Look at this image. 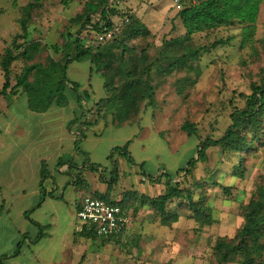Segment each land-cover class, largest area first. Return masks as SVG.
Wrapping results in <instances>:
<instances>
[{
  "label": "rangeland",
  "instance_id": "1",
  "mask_svg": "<svg viewBox=\"0 0 264 264\" xmlns=\"http://www.w3.org/2000/svg\"><path fill=\"white\" fill-rule=\"evenodd\" d=\"M31 1L35 2V7L28 11L25 6ZM85 1L69 0L64 4V0H0V56L8 46L12 45L13 37L22 34L19 20L27 18L29 39L39 40L47 47L28 63L35 61L42 63L47 56L59 59L61 54L54 51L53 46H61L70 18L79 13ZM126 6L132 7L135 14L153 32L147 39H133L130 41V47L133 46L139 51L148 44V55L151 58L156 56L163 38L176 37L184 32L173 0H128ZM257 28L256 39L259 42L256 44L255 53L249 48H239L237 26L219 27L208 33L195 34L194 42L200 45H209L218 38L232 35L235 37L229 43L211 48L201 55L198 64L200 75L195 84L186 88L183 95L176 93L174 81L184 76V72L172 76H161L154 72V106L143 103L140 112L142 115L134 117L133 121L126 125L113 126L111 115L103 112L104 107L99 115L97 114L98 107L95 104L107 94L99 73L92 72L91 87L88 85L85 88L90 97L89 101L85 102L89 110L86 109L84 112L89 115V111L92 110L93 114L88 116V121L96 122L93 129L99 126L96 130L92 129V133H88L86 141L82 143L81 148L85 153L79 152L74 155L73 144L68 141L65 134L63 144L46 147L49 149L45 154L46 164L51 175L58 182L66 181V175L62 177L56 174L55 160L58 156L64 158L75 156L76 161L87 159L102 166L106 169L105 176L108 177L111 168L108 156L111 149L121 147L126 141L131 140L128 151L134 163H131L125 154L114 152L113 157L119 162L121 170V179L114 186L99 179L98 169L96 172L87 169H83L82 172L73 171V176L80 174L87 184L89 182L92 189L100 188L101 191L98 192H106L104 194L109 199L119 200L128 190H138L152 196L163 193L164 182L168 176L175 178L179 173L175 179L193 188L195 198L201 192L207 195L205 202L211 207L215 221L212 225H203L195 230L196 224L191 213L186 208H181L179 211L183 218L178 223L171 227L162 226L155 220L152 211L148 213L143 209L144 207L138 208L137 204L138 210L135 211L131 204L127 212L129 223L119 237L112 240L103 237L86 239L75 235V225L79 228L82 223L74 212L73 200L76 195L69 185H66L64 202L52 203L56 204L58 209L54 216L51 211L53 207L47 206L49 200L41 211L44 223L50 221L51 217L57 220L51 228L52 236L55 238L52 245L54 262L206 264L214 240L219 236L234 234L242 222L240 207L249 201L260 176L264 175V141L262 144H257L254 149L241 153H223L218 147H209L205 156L187 178L185 168L190 157H198L196 150L198 139L187 136L182 131L181 124L185 120L195 122L201 139L206 136L216 139L223 134L230 124L229 113L233 107L231 100L241 106L243 102L239 94L249 93L250 84L259 82L264 74V0L258 15ZM75 29L71 28L72 32ZM86 62L89 64L88 61ZM86 62H73L68 66L67 77L70 81L85 84L86 76L82 71ZM23 66L22 59L12 63V84L15 83L14 77L19 74ZM2 76L0 71V88ZM67 95L69 97L67 106L59 109L55 106L47 112L58 113L49 119L53 121L52 134L58 132L59 135L61 125L73 115L77 102L72 90H69ZM6 101L0 96V141L4 140L6 144L5 151L0 148V186L11 188L16 193L17 200L13 205V212L16 213L20 209L31 208L38 200V195L33 196L31 191L37 189L38 164L35 157L39 149L44 148L42 138L33 140L34 142L26 139L17 143L15 134L5 131L4 124L10 117H18L20 120L27 117V98L24 94L19 93L15 97V102L10 104L11 106L8 105L9 109L1 113L8 104ZM102 115H106L104 120L100 119ZM41 116L31 115L33 118V121L29 122L31 133H36L38 123L36 120L44 118ZM139 121L140 125L137 124ZM102 124L106 127L104 132L101 131ZM136 137L137 141L134 140ZM29 156L32 157L30 161L27 159ZM156 175L160 177L158 183L149 180L148 176L154 178ZM197 181L201 182V188L195 186ZM47 185L49 180L44 184ZM88 187L81 186L84 189L81 197L93 194ZM224 188H229L230 193H225ZM23 189H25L24 195ZM5 193L3 196L7 197ZM179 203L184 205V200H174L171 208L176 209ZM37 231L38 228H35L32 233ZM261 244L264 245V238L261 239Z\"/></svg>",
  "mask_w": 264,
  "mask_h": 264
},
{
  "label": "trees",
  "instance_id": "2",
  "mask_svg": "<svg viewBox=\"0 0 264 264\" xmlns=\"http://www.w3.org/2000/svg\"><path fill=\"white\" fill-rule=\"evenodd\" d=\"M69 0H64L67 4ZM86 0L79 13L70 18L69 26L65 28L66 33L61 46L54 45V51L60 52L59 59L47 56L44 62H32L43 49L47 47L39 40L29 39L28 19L19 20L22 34L13 37L12 45L8 46L0 56V69L3 75V83L0 88L2 96L7 105H10L19 93L27 98V107L35 112H46L51 107H65L69 104L67 92L72 90L78 107L81 110L80 116L72 119V124L78 123L77 137L74 141V148L85 153L80 148L83 139L92 133L96 122L88 121L85 114V102L90 97L86 90H80L77 82L70 81L67 77L68 66L73 62H86L90 64V73L97 72L102 78V86L106 96L96 102L99 115L102 107L104 114H110L112 125L120 126L124 122L133 121L134 117L141 112L143 103L154 106L155 86L153 84V73L161 76H172L178 72H184V76L174 81V88L178 95H183L186 88L195 84L200 75L198 64L203 53L211 48L229 43L235 36L218 38L209 45H200L194 42L193 36L197 33H208L219 27L237 26L239 28V48H249L252 53L257 52L256 39L258 15L263 0H180V8L177 9L184 32L176 37L163 38L154 58L149 57L148 48L137 51L130 41L136 38L147 39L152 36L148 27L134 13L124 11L121 0ZM35 7V2H29L25 8L30 11ZM127 16L129 21L123 23L112 41L102 44L95 42L86 31H102L110 28L115 21ZM71 28H76L73 32ZM17 59H22L24 66L11 83V66ZM249 93H240L243 102L241 106L233 104L229 113L230 124L219 138L206 136L201 139L195 122L185 120L181 129L187 136H194L198 139V157H190L185 168V177H189L196 164L205 156L209 147H218L223 153H241L254 149L257 144L264 141V74L259 82L250 84ZM87 110V111H88ZM83 117L82 120H79ZM106 115L100 116L104 120ZM126 141L121 147H113L108 156L111 161V169L108 177L105 176L106 169L94 163H88L85 159L83 168L92 172L98 169L100 179L109 185H115L121 179L119 162L114 159V152L125 154L131 162L133 159ZM241 160V159H240ZM69 164V167L77 169L74 163L58 160ZM241 162V161H240ZM142 165V164H141ZM74 171V170H73ZM237 171V169H236ZM47 173L46 163H41L40 175ZM179 175L175 176V178ZM163 177V175H160ZM150 181L159 182V176H148ZM168 176L164 182L165 191L158 196H148L138 190L125 191L119 200H111L106 194L95 191L87 194L92 197L104 199L112 204L119 205L124 212L132 206L148 207L154 214L155 220L163 226L171 227L181 217L179 209L186 208L194 220L197 230L203 225L214 223L211 207L206 204L207 195L204 192L195 198V192L189 185L173 180ZM73 183L77 186L88 187V184L76 174ZM195 186L202 187L201 182H195ZM229 194V188H224ZM84 190V189H83ZM86 196V195H84ZM82 196V198L84 197ZM176 199H183L184 205L179 203L176 209H172L171 203ZM137 204V207H136ZM80 205V204H79ZM77 206V209L79 207ZM76 209V211H77ZM242 217L241 224L236 228L232 236H219L214 240L210 256L206 264H264V245L261 239L264 238V175H261L247 203L240 207ZM29 212H27L28 214ZM190 217V215H189ZM39 229L35 240L40 237L43 230L48 228L33 222ZM80 229L75 230V235L96 239L98 236L93 226L82 224ZM125 228L118 234L103 237L112 240L119 237ZM21 241L16 245L13 256L20 252ZM1 261V260H0ZM1 264V262H0Z\"/></svg>",
  "mask_w": 264,
  "mask_h": 264
},
{
  "label": "crops",
  "instance_id": "3",
  "mask_svg": "<svg viewBox=\"0 0 264 264\" xmlns=\"http://www.w3.org/2000/svg\"><path fill=\"white\" fill-rule=\"evenodd\" d=\"M127 1L128 0H125L124 4H123L124 11L129 10L130 12L135 14V11L133 10L132 7L126 6ZM141 21H142V19H141ZM148 29H149V27H148ZM151 33L153 34L152 31H151ZM0 71H1V69H0ZM82 72L86 76V77H84L85 78V84L84 85L79 84V85H80V90H85L86 86L90 85V87H91V84H90L91 77L90 76L92 74V73H90V65L87 62L85 64ZM96 75H98V74H96ZM74 82H76V81H74ZM2 83H3V81H2ZM13 102H15V99ZM25 103H26V101H25ZM10 106H8L6 104L4 109L1 111V113L8 110ZM51 108H49L46 112L35 113L27 107V103H26L27 117L25 119L20 120L18 117L17 118L10 117L9 121L5 122V124H4V129L7 133H10V134L14 133L15 134L17 143H18V141H23L26 139H28V140H30V142H32L33 140L42 138L43 139L42 146L44 149H39V151L37 152L38 154H36V157H35L36 163L38 164V170L36 171L37 172V176H36L37 189H34L31 192H32L33 196L38 195V197H37L38 200L36 201V203L31 208L20 209V210L16 211V213H14L13 212V205H14V202L17 200L16 193L14 191H12L11 188H6L3 186H0V260H1L0 262H1V264H67L66 261L64 263H61L58 261L54 262L55 257L52 254V250H53L52 245L54 243L55 238H53V236H52L51 228L54 226V223L57 222V220L54 219L53 217H51L50 221L44 223L43 222V215H42L41 211H42L43 205H45V203L49 200L50 202L47 203L48 204L47 206L53 207V208H51V207L50 208L52 211V216H54V214L58 211V209H57V205L52 204V203H63L64 202V200H65L64 195H65V191H66L65 186L69 185V188L72 189L73 194L76 195V197H74V200H73L74 212H75V216H76V209H77V206L81 202V199H82L81 195L84 191L81 187H77L73 183V179H74L73 170L76 171V169L69 167V164H66L64 162H62L61 165H58L57 162H58V160L69 161L70 163H74L77 166L78 170L80 172H82L84 169L83 168L84 167L83 162L85 161V159L80 162L78 160L77 161L75 160V156H73L71 158H64L63 156L57 157V159L55 160L56 164H55L54 170L57 172L56 173L57 175H61L62 177L64 175H66V178H67L66 181L61 180L58 182L57 179H55L51 175V173L48 171L49 169L47 167L48 166L47 164H46L47 173L43 177H41V175H40V169H41V163L42 162L46 163V157H45L46 155L45 154H46V151L49 150V149H46V147L49 148V146L50 145L52 146L53 144H63L65 141L64 140V134L67 136L68 141L71 144H73V148H74V141L77 137L76 128H77L78 123L72 124L70 128H68V124L72 119H74L77 116H80L81 110L76 103L75 108L73 110L72 117L66 119L63 124L61 123L62 129L59 131V135H58V132H55L54 134H52L51 126H52L53 121H50L49 119H52L58 113L57 112H53L52 114L47 113L48 111H50ZM56 108L59 109L61 107H56ZM32 114H39L40 116L42 115L41 117H44V118H40V119L36 120V121H38V123L36 124L37 129H36L35 134L31 133V130H30L31 126L29 124V122L33 121V118L31 117ZM43 115H48V116H43ZM141 115L142 114L140 113L139 116H141ZM82 119H83V117L79 118V120H82ZM127 123H131V122H124L123 124L126 125ZM137 124L140 125V121ZM2 126H1V128H2ZM97 126H99V125H97ZM97 126L94 128L95 130L97 129ZM102 127H103V124H102ZM105 129H106V127H103L101 131L104 132ZM0 135H1V129H0ZM134 140L137 141L138 138L136 137V138H134ZM84 141H86V138L83 139L82 143ZM128 141L131 142V140H128ZM82 143L79 145L80 148L82 147ZM30 145H31V143H30ZM5 147H6V144H5L4 140H1L0 141V148H2V151L6 150ZM74 150H75V148H74ZM81 150H83V149L81 148ZM74 152H75L74 155L79 153V151H77V150H75ZM27 159H28V161H30V160H32V157L29 156ZM88 163L92 164L93 162H91L89 160ZM57 168H58V170H57ZM110 169H109V171H110ZM87 171H88V169H87ZM99 179H100V177H99ZM2 180H1V182H2ZM47 180H49V185L44 186V184ZM173 180H176V179H173ZM159 185H160V183H159ZM88 186H89L88 188L91 190V192L101 191L100 188L99 189L98 188L92 189L90 187L89 182H88ZM4 188L7 190H5ZM24 191H25V189L22 190L23 195L25 194ZM4 192H6L5 196H7V197L3 196ZM102 193H106V192H102ZM142 193H144V192H142ZM146 195H148V194H146ZM158 195H155V196H158ZM148 196H152V195H148ZM155 196H153V197H155ZM172 205H173V203H171L170 207H172ZM140 208H143V207H140ZM147 208L144 207L143 209L148 211V213L151 212V210H147ZM143 209H140V210H143ZM172 209H174V208H172ZM27 212H29V213L27 214ZM182 218H183V215H181L179 220L175 223H178ZM151 221H152V219H151ZM33 222H36V223L43 225V226H45V225L48 226V228L44 229L42 234L40 235V237L36 240H35V238L38 235L39 231H37V233H32L33 229L38 228ZM175 223H173L172 225H174ZM76 229L78 230V226L75 225V230ZM19 241H21L20 252L16 256H13L12 254L14 253V251L16 249V245Z\"/></svg>",
  "mask_w": 264,
  "mask_h": 264
},
{
  "label": "built area",
  "instance_id": "4",
  "mask_svg": "<svg viewBox=\"0 0 264 264\" xmlns=\"http://www.w3.org/2000/svg\"><path fill=\"white\" fill-rule=\"evenodd\" d=\"M120 2L121 0H117L116 5H119ZM173 2L175 7L179 9L180 0H173ZM128 21V17L124 16L121 20L113 22L110 28H104L102 31L89 29L86 32L95 42L105 44L112 41L115 33L121 29L123 23ZM76 217L82 224L93 226L96 234L100 237L120 233L126 228L130 220L129 215L119 205L89 195L81 199Z\"/></svg>",
  "mask_w": 264,
  "mask_h": 264
}]
</instances>
